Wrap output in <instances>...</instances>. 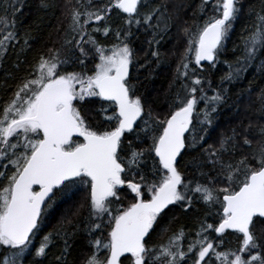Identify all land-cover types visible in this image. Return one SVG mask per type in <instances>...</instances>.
<instances>
[{
    "label": "snow or ice",
    "instance_id": "snow-or-ice-1",
    "mask_svg": "<svg viewBox=\"0 0 264 264\" xmlns=\"http://www.w3.org/2000/svg\"><path fill=\"white\" fill-rule=\"evenodd\" d=\"M23 4L0 0V55L19 42L16 18ZM92 5L93 0H40V8L60 9L67 19L63 40L39 52L0 103V264H26L27 258L43 264L61 234L64 248L55 264H69V227L82 211L90 249L82 264H264V227L256 232L264 226V142L245 152L252 140L250 126L241 121L221 136L219 147L207 144L227 89L208 96L205 84L211 87V82L199 74L204 62L210 68L220 62L244 5L201 0L203 22H182L185 46L164 114H153L132 82L129 38L133 29H143L152 34L149 45H158L181 22L179 12L175 19L169 14V0ZM113 15L122 26L113 29ZM249 16L256 23L241 33L233 49L241 53L235 65L224 62L228 73L222 85L239 81L264 57V0ZM97 33L114 35L115 42L101 44ZM151 56L159 65V51ZM16 68L21 70L19 62ZM257 68L264 70V59ZM258 99L264 115V89ZM258 135L264 141V126ZM58 193L70 207L58 228L37 245L42 213ZM194 201L216 209L212 222H200L194 233L173 230L166 219L170 206L187 213ZM228 230L237 234L238 247L218 250ZM164 233H170L166 241L154 239Z\"/></svg>",
    "mask_w": 264,
    "mask_h": 264
},
{
    "label": "trees",
    "instance_id": "trees-1",
    "mask_svg": "<svg viewBox=\"0 0 264 264\" xmlns=\"http://www.w3.org/2000/svg\"><path fill=\"white\" fill-rule=\"evenodd\" d=\"M63 3V0H58ZM105 0H93V7L100 6ZM162 0H152L153 5L161 3ZM244 5L242 16L234 22L233 29L229 32L228 38L224 44L219 61L215 68H210L204 63V70L199 74L205 80L211 82V87L205 84L208 96L214 94L213 90L220 91L222 88L227 89L224 93L225 102L218 106V112L215 115L214 129L210 130V137L207 144L219 147V139L222 135H230L233 128L238 127L241 121L243 127H249V138L252 140L251 148L245 147V152L258 150L261 146L262 138L258 135V130L264 126V115L259 111V93L264 89V70H258L257 65L260 59L253 63L243 74L239 81L228 83L225 81L221 84L222 77L228 73V68L224 62L235 65L237 56L241 53L239 50L233 51L234 47L240 45V36L245 28H251L256 23L255 16H249L252 9L259 11L262 0H240ZM40 0H24L22 14L18 15L16 20V31L18 33L19 42L14 46L9 45L7 51L0 55V103L11 94L12 87L17 77L25 75L22 69L29 67L35 60L39 52L44 51L47 47H59L63 40L64 29L67 26V19L64 17L60 9L55 12L40 8ZM181 5L182 8H177ZM201 0H169L168 12L175 19V12H179L180 23H174L169 32L160 39L158 45H149L148 41L152 39L151 32L143 29H133L134 35L130 39V47L134 50V63L130 66V74L132 82L136 84L140 94L147 102V107L152 109L153 114H164L168 110V104L172 99L175 88L170 89L176 71V66L180 55L184 50L185 37L182 32L183 21H187L189 25L194 22H203L204 16L200 13ZM207 11V9H205ZM0 15L3 12L0 11ZM123 25V21L113 15L111 26L113 29ZM247 35V33H244ZM96 38L101 44L110 46L115 42V36L109 35L104 37L102 33H97ZM28 40V45L24 44V40ZM158 50L160 53V63H156V58L151 56V51ZM20 63V71L16 65ZM91 67V64H89ZM251 88V93H249ZM203 102L198 106V110L203 108ZM92 107V105H86ZM190 157H185L187 161ZM207 170V169H206ZM191 175V171H189ZM75 197L73 199H79ZM70 207L67 197H61L58 193L50 206L45 208L42 213L41 229L34 238V243L39 244L44 235L54 232L58 228L62 215L66 213ZM171 211L167 220H171V228L173 230L183 227L186 233H194L200 222L211 223L216 209L206 208L199 201H194L193 206L187 213L180 206H170ZM211 213V214H210ZM86 211H82L80 216L72 217L73 226L69 227L68 243L69 248L68 262L69 264H82L83 258L90 252L87 247L88 234L84 231L83 223H80L86 216ZM207 217V219H205ZM218 219V217H217ZM80 223V231H76L74 225ZM257 226L256 232L260 234L261 228ZM99 235V233H97ZM170 233H164L154 237L158 242L167 240ZM237 234L226 232L224 234L222 248L235 250L238 247ZM191 238V237H189ZM65 237L54 239L48 249V254L43 260V264H55V256L60 254L64 248ZM26 264H31V258L26 259Z\"/></svg>",
    "mask_w": 264,
    "mask_h": 264
},
{
    "label": "flooded vegetation",
    "instance_id": "flooded-vegetation-1",
    "mask_svg": "<svg viewBox=\"0 0 264 264\" xmlns=\"http://www.w3.org/2000/svg\"><path fill=\"white\" fill-rule=\"evenodd\" d=\"M227 232H231V231H227ZM222 248V247H221ZM218 250H220V249H218Z\"/></svg>",
    "mask_w": 264,
    "mask_h": 264
},
{
    "label": "water",
    "instance_id": "water-1",
    "mask_svg": "<svg viewBox=\"0 0 264 264\" xmlns=\"http://www.w3.org/2000/svg\"><path fill=\"white\" fill-rule=\"evenodd\" d=\"M204 63H207V62H204ZM228 231H231V230H228Z\"/></svg>",
    "mask_w": 264,
    "mask_h": 264
}]
</instances>
